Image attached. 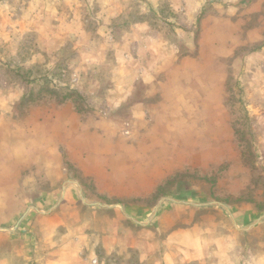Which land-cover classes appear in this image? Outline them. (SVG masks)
Listing matches in <instances>:
<instances>
[{"label":"rangeland","instance_id":"1","mask_svg":"<svg viewBox=\"0 0 264 264\" xmlns=\"http://www.w3.org/2000/svg\"><path fill=\"white\" fill-rule=\"evenodd\" d=\"M68 103L147 141L6 159L19 192L41 172L49 195L0 229V264H264V0H0V127H49Z\"/></svg>","mask_w":264,"mask_h":264},{"label":"crops","instance_id":"2","mask_svg":"<svg viewBox=\"0 0 264 264\" xmlns=\"http://www.w3.org/2000/svg\"><path fill=\"white\" fill-rule=\"evenodd\" d=\"M119 62L121 61L118 60V63ZM122 98L123 97H121L120 99L121 101H122ZM57 109L58 110L55 111V118H56L55 124L50 123L49 127H47L45 123L38 124L37 125L38 129L36 126L30 127L29 130L23 134L22 132L16 131L15 125H14L15 130L13 134H10L11 131L9 129L6 130L4 126L0 127V132L5 133L2 137H0V148H6L5 153L7 154V158L4 156V160L0 164V229L7 228L9 224L12 221H14V219L17 220L16 221L17 223L15 224L17 228L19 226L18 223L22 220V218L23 219L25 218L23 216L26 215V213L28 214V219L27 221L22 220V224L24 223L28 224V228H29V225L31 224L32 218L34 216L33 212L38 211V212L46 213L42 211V209H39L38 206H40L41 201L45 202L46 198L44 197L46 195L47 196L49 195L47 194L46 187L44 186L46 185V182H47L46 181L47 176L45 177V175H43L41 172H39V175L37 176V181H35L36 176L31 179V181L34 182L32 183V191L35 192V194H33L34 196H30L28 194L19 192V189H18L19 183L16 184L13 181V178L15 177V175H10L12 173L11 172L12 170H11L9 163L11 162L20 163L21 162L26 167H31L32 165H35V164L40 165L42 163L43 164L48 163V160H51L50 157L48 156L51 155L55 159L56 157L58 158L60 157L59 161L55 160L52 162L53 166H57L61 162V155L59 152V147L64 146L68 148H75L78 145H84L83 142L87 140L89 143H92L94 136H97L96 141L98 140L103 141V138L107 136L106 141H103L107 146L111 148H117L119 146H121L122 148L126 147L127 150L131 152L136 150V147L140 148L139 145L142 146V143L147 141L145 139L146 134H142L143 140H141L140 137L137 136V134L135 133L130 139H126L122 137L123 138L122 140L121 138H116L115 136H113L116 131L114 132L112 129L104 131L97 125H94L93 128H90L88 125H87L88 127L80 126L77 112L74 109H72L69 103L66 105L64 104V106L62 105L61 107ZM159 118L162 120L163 123L168 125V123L166 122V118H167L166 115H162ZM157 120H158V117L156 116L155 121L157 122ZM138 124L140 123L138 122ZM8 127L9 126H7L6 128ZM5 131H7L8 134H6ZM85 131L92 132V135L89 137V139H87V137L86 138L83 137L82 133ZM172 131L173 130L171 129H167L166 133H170L171 134L170 137H174L172 135L173 133ZM33 133L34 134L38 133V137H36V135H34ZM33 136H34V139L32 138ZM36 138H38L39 140H42V143H43L42 151L37 150V148L35 147ZM179 138L183 140L185 139L184 136H181ZM78 143H81V144H78ZM73 144L75 145V147L72 146ZM1 152L2 151L0 150V153ZM113 156L117 157L115 154ZM6 159L9 160V163L7 162ZM87 160L88 159H83V163L87 162ZM105 169H107L106 166L101 170H105ZM87 170L90 171V173H92L93 171V169L89 167H87ZM55 176L56 177H50V180L53 181V179L55 180V178L56 180L57 178L58 179L60 178L57 174H55ZM24 180H29V179L24 178L23 181ZM34 186H37V188ZM41 186H42V189H40ZM81 194L83 195L82 188H81ZM61 200H62V193L59 199L56 200V202L52 200L53 201L52 206L47 211V213H50L53 210H55L57 206L60 204ZM86 203L89 204V202H86ZM133 203L131 204L124 203V206L128 207L132 205L133 207ZM23 204H27V209L23 211L24 214L22 215L21 218L19 217L16 219L17 217L16 215L21 214ZM135 204L136 203H134V206ZM102 205L105 207H112V205L110 204L109 205L102 204ZM137 206L140 207V205H137ZM158 206H159V203H158ZM125 210H124L125 214L127 216H130L127 213V209Z\"/></svg>","mask_w":264,"mask_h":264},{"label":"trees","instance_id":"3","mask_svg":"<svg viewBox=\"0 0 264 264\" xmlns=\"http://www.w3.org/2000/svg\"><path fill=\"white\" fill-rule=\"evenodd\" d=\"M70 94L72 95V91ZM70 94L68 93V95H70ZM253 154H254V151H253ZM215 178H216V176H212L210 178H207V180H209L212 183V181L215 182V180H216Z\"/></svg>","mask_w":264,"mask_h":264},{"label":"water","instance_id":"4","mask_svg":"<svg viewBox=\"0 0 264 264\" xmlns=\"http://www.w3.org/2000/svg\"><path fill=\"white\" fill-rule=\"evenodd\" d=\"M264 217V215H262L261 217H260V219H262Z\"/></svg>","mask_w":264,"mask_h":264}]
</instances>
